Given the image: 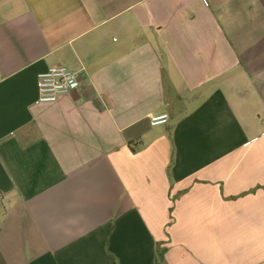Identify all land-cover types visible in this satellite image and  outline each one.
I'll list each match as a JSON object with an SVG mask.
<instances>
[{
	"label": "crops",
	"instance_id": "crops-1",
	"mask_svg": "<svg viewBox=\"0 0 264 264\" xmlns=\"http://www.w3.org/2000/svg\"><path fill=\"white\" fill-rule=\"evenodd\" d=\"M157 251L264 264V0H0V264Z\"/></svg>",
	"mask_w": 264,
	"mask_h": 264
},
{
	"label": "built area",
	"instance_id": "built-area-1",
	"mask_svg": "<svg viewBox=\"0 0 264 264\" xmlns=\"http://www.w3.org/2000/svg\"><path fill=\"white\" fill-rule=\"evenodd\" d=\"M81 73L63 65H54L36 75V104L55 102L60 96L67 95L79 86ZM150 125L167 122V115L152 116Z\"/></svg>",
	"mask_w": 264,
	"mask_h": 264
},
{
	"label": "trees",
	"instance_id": "trees-1",
	"mask_svg": "<svg viewBox=\"0 0 264 264\" xmlns=\"http://www.w3.org/2000/svg\"><path fill=\"white\" fill-rule=\"evenodd\" d=\"M155 263L154 264H164L163 254L160 251H157L155 254Z\"/></svg>",
	"mask_w": 264,
	"mask_h": 264
}]
</instances>
